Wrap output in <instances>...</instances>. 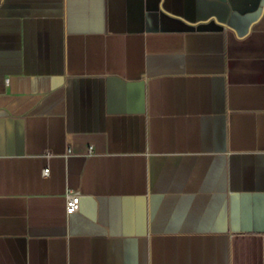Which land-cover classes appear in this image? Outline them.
<instances>
[{
	"label": "crops",
	"instance_id": "obj_1",
	"mask_svg": "<svg viewBox=\"0 0 264 264\" xmlns=\"http://www.w3.org/2000/svg\"><path fill=\"white\" fill-rule=\"evenodd\" d=\"M0 264H264V0H0Z\"/></svg>",
	"mask_w": 264,
	"mask_h": 264
},
{
	"label": "built area",
	"instance_id": "obj_2",
	"mask_svg": "<svg viewBox=\"0 0 264 264\" xmlns=\"http://www.w3.org/2000/svg\"><path fill=\"white\" fill-rule=\"evenodd\" d=\"M49 169H44V174H48ZM80 206V195L77 192H68L66 194V213L76 212Z\"/></svg>",
	"mask_w": 264,
	"mask_h": 264
}]
</instances>
